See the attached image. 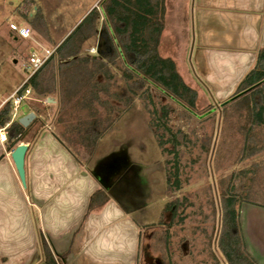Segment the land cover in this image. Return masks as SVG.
<instances>
[{
  "label": "rangeland",
  "instance_id": "obj_1",
  "mask_svg": "<svg viewBox=\"0 0 264 264\" xmlns=\"http://www.w3.org/2000/svg\"><path fill=\"white\" fill-rule=\"evenodd\" d=\"M93 1V7L99 10L101 0H0V101L25 81L30 69L24 68V64L30 52L41 54L43 48L52 49L56 41L61 42ZM10 22L29 26V37L16 36L8 27ZM97 30L84 41L80 55L102 56L97 53L96 44L103 30L109 42L104 40L102 45H112L114 61L107 62L113 75L108 91L98 93L104 103L96 108L99 119L95 137L89 139L78 129L75 116L72 117L67 106L62 111L58 108L56 92L30 91L19 107L17 118L25 113L21 110L24 104L38 117L28 123L20 142L28 144L27 154L37 157L40 168L42 156L46 155L59 159L64 155L67 168L73 164L79 167L82 172L77 176L73 173L67 184L76 192L89 180L81 178L83 173L90 175L92 167L102 161L107 162L106 166L116 163L113 157L123 149V158L135 168L144 187V195L137 197L132 206L145 207L130 214L122 213L123 220L128 222L124 235L130 238L124 243L128 252L123 255L129 256L127 264H141L143 246L166 262L171 256L178 264H215L213 256L221 257L217 241L222 198L233 196L237 204L241 197L237 193L238 168H243L242 178L255 179L257 188L264 186L263 127L247 121L246 109L233 104L232 95L227 102L224 101L228 98H215L198 79L194 81L202 91L196 93L195 111L183 107L146 81L134 93L131 89L137 84L125 79L123 72L130 69L122 61L102 15ZM44 70L49 76L47 69ZM95 75L97 80L104 81L101 73ZM163 106L167 109L166 125L177 136L176 144H163L165 149L158 145L152 124L153 110L160 113ZM159 132L164 140L166 130L161 128ZM245 145L251 147L247 149ZM4 146L8 153L14 148L8 149L7 141ZM175 164L178 187L171 176ZM21 186L30 194L31 185L26 180ZM172 200H176L177 210L170 215L167 209ZM34 217L38 224L37 210ZM120 219L118 214L113 216L114 226ZM160 220L168 222L167 227H161V237L151 231ZM40 235L44 238L43 233ZM108 250L114 251V248ZM221 262L224 263L222 259Z\"/></svg>",
  "mask_w": 264,
  "mask_h": 264
},
{
  "label": "crops",
  "instance_id": "obj_2",
  "mask_svg": "<svg viewBox=\"0 0 264 264\" xmlns=\"http://www.w3.org/2000/svg\"><path fill=\"white\" fill-rule=\"evenodd\" d=\"M164 5L159 55L174 62L184 83L197 95L202 90L194 79L215 98L231 96L264 46V0H165ZM4 142L0 140V264H46L37 228L56 264H127L124 243L130 238L124 235L128 222L122 213L145 207L123 210L91 174L83 173L81 178H89L88 182L77 192L71 191L67 186L69 178L73 173L80 174L81 169L74 164L68 169L64 155L62 159L42 156L40 168L41 162L27 154V147L24 170L25 180L31 185L29 194L20 184ZM238 169L239 238L252 260L264 264V186L257 188L255 179L242 178L243 168ZM95 191L98 194L89 210V198ZM115 214L122 219L117 226L113 222Z\"/></svg>",
  "mask_w": 264,
  "mask_h": 264
},
{
  "label": "trees",
  "instance_id": "obj_3",
  "mask_svg": "<svg viewBox=\"0 0 264 264\" xmlns=\"http://www.w3.org/2000/svg\"><path fill=\"white\" fill-rule=\"evenodd\" d=\"M99 5V10L92 7L54 47L44 63L22 83L18 93L25 88L35 94L56 92L58 108L62 111L67 106L72 117L75 116L78 129L87 138L93 139L98 130L99 118L96 108L104 103L98 93L107 92L109 81L113 78L107 62L114 61V48L110 43L106 44L109 48H103L102 43L104 40L108 41V38L101 30L96 44V49L99 50L97 53L102 54L101 57L95 54L81 56L80 50L84 41L98 31L97 22L102 15L114 37L122 61L130 69L123 72L125 79L134 80L132 83L137 84L131 90L135 93L144 86L143 81H146L161 89L183 107L195 111L196 91L184 83L175 69L174 62L169 57L160 56L157 51L163 28L164 0H101ZM96 73L105 77L103 82L97 80ZM240 92V95L233 97ZM231 97L233 104L246 109L249 123L260 125L264 129V46L257 52L255 65L240 80ZM10 110L11 100L8 99L0 107V126L8 122L5 127L8 149L22 141L28 129L18 122V118L10 119ZM166 114L167 109L164 106L160 113L156 109L153 110L154 134L162 149H165V142L172 145L177 142L176 134L166 125ZM35 117H38L36 113ZM161 128L167 133L164 140L162 132H159ZM248 147L251 146L245 145L244 148ZM167 151L172 152L168 149ZM177 173L175 164L171 176L175 180L174 185L178 187ZM97 194L98 191L89 198V210L95 203ZM222 200L218 248L228 264H256L244 250L239 238L234 197L227 195ZM40 234L37 228L43 261L46 264H56Z\"/></svg>",
  "mask_w": 264,
  "mask_h": 264
},
{
  "label": "flooded vegetation",
  "instance_id": "obj_4",
  "mask_svg": "<svg viewBox=\"0 0 264 264\" xmlns=\"http://www.w3.org/2000/svg\"><path fill=\"white\" fill-rule=\"evenodd\" d=\"M103 48L109 47L103 45ZM124 155L125 151L122 149L113 157L116 163H109V166H106L105 164L107 162L105 163V161H102L100 164H97L96 167H92L90 174L97 181L99 186L107 192L106 194H111L112 198H114L123 210L131 212L133 208H137V205L132 206L135 199L144 195V187L142 185L143 183L138 180L135 168L133 166L131 167L129 161L123 158ZM140 185H142V187ZM172 201L173 202H170L171 204L167 209L170 215H173L177 210L176 200ZM167 223V221L160 220L151 231L161 237V227H167ZM146 247L147 246H143L141 264H178L177 261L172 260L171 256L170 258L167 257L168 260L166 262L160 256L152 255ZM69 249L70 248L67 249V252H69ZM218 251L221 257L213 256V261H215V264H222L221 259L225 262L226 260L219 248Z\"/></svg>",
  "mask_w": 264,
  "mask_h": 264
},
{
  "label": "built area",
  "instance_id": "obj_5",
  "mask_svg": "<svg viewBox=\"0 0 264 264\" xmlns=\"http://www.w3.org/2000/svg\"><path fill=\"white\" fill-rule=\"evenodd\" d=\"M8 27L18 37L27 38L30 35V28L29 26L25 24L18 26L15 23L10 22ZM53 49L54 48L52 49L43 48V51L41 54L35 51L30 52L28 59H27V63L24 64V68L30 69L27 73L26 79L44 63V61L48 58V56L53 52ZM20 86H18L14 91H12V93H10L8 97L0 101V107H1L2 104L6 100L8 99L11 100V110H10L11 120L17 118V113L19 111L20 105L28 98L30 94L29 88H25L21 91V93H18ZM7 125H8V122L5 123L3 126H0V140L1 141L7 140L6 131H5V127Z\"/></svg>",
  "mask_w": 264,
  "mask_h": 264
},
{
  "label": "water",
  "instance_id": "obj_6",
  "mask_svg": "<svg viewBox=\"0 0 264 264\" xmlns=\"http://www.w3.org/2000/svg\"><path fill=\"white\" fill-rule=\"evenodd\" d=\"M97 52H99V50H97ZM241 93L242 92L234 95L233 97H236V96L240 95ZM233 97H230V98H233ZM230 98H228L224 102H227ZM224 102H222V103H224ZM28 109H29L28 106H26L24 104L21 107V110L25 113L22 116L18 117V122L23 126H27L28 123L35 117V113L33 111H28ZM27 147H28L27 143L19 142L18 144H16L14 146V148L10 152L11 160L14 164L18 178H19L22 185L25 184L24 157H25Z\"/></svg>",
  "mask_w": 264,
  "mask_h": 264
}]
</instances>
